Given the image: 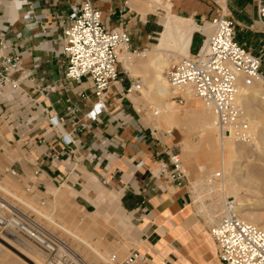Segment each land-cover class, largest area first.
<instances>
[{
	"label": "crops",
	"instance_id": "1",
	"mask_svg": "<svg viewBox=\"0 0 264 264\" xmlns=\"http://www.w3.org/2000/svg\"><path fill=\"white\" fill-rule=\"evenodd\" d=\"M144 1L94 0L105 24L126 29L132 45L141 52L157 45L168 10L196 28L203 27L192 36L189 50L190 56L195 55L210 32L209 19L216 14L214 0H161L154 10L157 12L140 6ZM223 1L226 14L236 23L237 41L260 57L264 76V32L256 0ZM75 3L76 0H0V39L22 56L24 66L35 79L26 86L29 98L24 113L38 119L29 145L16 141L22 158L15 160L12 167L25 178L40 179L44 187L56 183L67 186L80 209L94 214L95 224L101 214L100 193L112 191L122 212L139 226L141 254L146 257L142 264H196V259H204L207 264L210 257L221 264L209 227L192 218L195 206L189 189L175 187L156 171L161 161L168 160V148L177 151L179 136L172 130V135L167 136L145 123L125 93L132 80L129 74L121 73V81L106 94L105 112L89 122L87 129L74 131L66 120L56 130L41 112L44 107L63 116L71 100L79 104L78 115L85 120L96 102L90 79L77 84L65 78L66 58L57 52L61 22L69 17ZM55 82L57 86H53ZM43 86L47 91L41 94L37 87ZM150 130L155 131L154 136ZM60 136L71 137L73 143L64 144ZM38 169L40 174L35 176ZM59 197L64 200L62 194ZM51 212L55 214V210ZM55 216L77 230L71 219ZM92 224L89 222V227ZM80 233L100 248L89 234Z\"/></svg>",
	"mask_w": 264,
	"mask_h": 264
},
{
	"label": "built area",
	"instance_id": "2",
	"mask_svg": "<svg viewBox=\"0 0 264 264\" xmlns=\"http://www.w3.org/2000/svg\"><path fill=\"white\" fill-rule=\"evenodd\" d=\"M256 4L258 20L264 32V1L256 0ZM214 5L216 14L209 19L210 32L203 39L200 49L195 55L183 57L175 64L168 71L167 80L173 90L193 91L214 114L220 135H233L238 141H248L250 125L244 110L237 103L239 83L243 79L246 86H251L255 81H260L264 88L261 59L237 41L236 23L226 14L225 1L214 0ZM61 28L57 52L66 58L65 78L77 84L90 79L96 102L85 120L78 115L79 104L71 100H68L63 116L44 107L41 112L51 128L58 130L60 124L67 120L74 131H78L87 129L89 122L98 120L105 112L106 94L121 81L122 72L129 74L123 65V57H133L138 52L133 49L132 37L126 29L110 28L105 24L94 0H76L69 17L61 22ZM28 82L35 83V79L24 66L22 56L0 39V142L5 136L2 131L5 123L14 140L24 146L31 141L38 119L32 115L26 117L24 113V104L29 98L26 89ZM53 86H57V83ZM141 86L140 79L132 78L125 93L129 95ZM37 89L41 94L47 91L44 86ZM174 98L179 104H184L185 99L181 94ZM37 105L40 109V105ZM150 134L154 136L155 131L150 130ZM165 134L171 136L172 131ZM60 138L66 145L73 143L71 137ZM8 142L12 140L8 139ZM168 149V160L159 163L157 173L175 187L189 189L191 194V184L180 152L171 147ZM8 172L13 178H25L13 167ZM34 174L39 176L40 170ZM216 177L214 180L221 178V175L217 174ZM208 184L212 185V182ZM42 186L39 182L38 187ZM191 202L198 204L197 201ZM18 204L20 202L4 189L0 181V240L10 233L16 234L41 248L47 254L48 264H55L56 260L78 264L68 244L47 231L32 214L23 212ZM194 216L199 221L204 220L202 211L195 210ZM208 227L221 264H264V229L245 221L239 214L235 200L224 202L221 216ZM145 259V255L133 250L124 264H135ZM110 262L117 264L116 257L111 256Z\"/></svg>",
	"mask_w": 264,
	"mask_h": 264
},
{
	"label": "rangeland",
	"instance_id": "3",
	"mask_svg": "<svg viewBox=\"0 0 264 264\" xmlns=\"http://www.w3.org/2000/svg\"><path fill=\"white\" fill-rule=\"evenodd\" d=\"M160 2L161 1L158 0V2L150 3L152 6L149 10L154 11L155 8L160 5ZM154 12H157V9ZM163 13L165 14V12ZM168 15H171L169 11L167 12L166 21L168 19ZM180 18L184 19L182 17ZM200 30H203V27L199 28V31ZM192 36L193 34L190 35L187 33H182L179 36L180 40L172 42L170 46L166 47L165 55L167 56L168 54L167 57L169 58V63L163 71V77L165 79L167 78L168 71L175 64L180 62L183 57H188L190 55H187V53H190L189 48L192 42ZM155 47L156 46H151L148 49L151 50ZM133 49H136L135 46H133ZM141 51L143 50H137L138 54L131 57L132 66H129L128 72L131 78L140 79L142 81V86L139 90L129 95L127 93L126 94L136 105L140 115L147 125L156 130H162L164 133L172 130L179 136V139L176 141V149L177 152H180L184 169L189 177V182L191 184V200L198 202V204H194L195 210L202 211V217L204 219L202 223H204V226L208 227L209 223L213 225L221 216L224 202L228 200H235V198L231 199V196L228 194V191L226 189L227 172L223 171L220 168L211 167V161L208 157L205 156L204 153L202 138L198 136L199 134L195 130L190 129L188 126L183 125L182 123L180 124L179 121H172L168 124L164 123V120L161 122L160 120L162 119L154 116V113L156 112V104L153 103L152 100L148 97V75L134 68L142 58V54L139 55V52ZM262 93H264L263 87ZM176 94L181 93L178 92ZM174 97L175 96L170 97V100L174 101V103L172 105L168 104V106L172 107V111H174L175 113H179L181 115L182 113H186L189 105V103L187 102L188 100H186L184 97V104L181 105ZM193 98L197 99L195 98V96ZM196 104L199 106V108L201 107V109H206L203 106L204 104L198 99L196 100ZM255 107H258V105H256ZM261 111H264V109H261ZM159 117L161 118V114L159 115ZM258 121V119H254V125L250 124V130H253V136H250V142L246 144L243 149L244 164H247V162H249L250 160H254L259 157L264 158V154H261V142L263 138L261 139L260 137V133H264V120L263 122ZM6 126L7 124L5 123L2 127V131L5 136L3 142H0V148H2L0 150V181L3 186H8L11 192H15L23 198L32 200L35 204H37L47 213L52 214L55 218H57L55 215H59L61 217L63 216V220L71 219L73 221L72 223L78 231L72 227L65 225L64 223L63 224L67 228L75 230L80 235H83L87 240L90 239L80 232L89 234L90 238L97 242L101 250L106 253L107 258H110L111 256L116 257L117 264H124L127 256L133 250H137L138 252L142 253L140 246L141 239L138 232L139 226L131 220L130 216L122 212L117 204V200L114 199V194L112 191L103 190V192L100 193V204H98V207L101 210V214L98 215V220L95 224L94 214H89L86 211L80 209V207L76 203L73 192L67 186L61 187L59 183H56L52 184L50 188L46 187V185L45 187L44 185L42 187H38V183L41 182V180L33 176H29L28 178H23L21 180L10 176L8 169L12 167V164L15 160L21 159L22 156L20 155V143H17L16 140H14L11 134V130L6 129ZM8 139L12 140V142H8ZM188 141H190V143H188ZM186 151H188L190 155H186ZM215 173L221 174V178L214 180V178H217L213 177ZM30 180H32L33 183H29ZM208 180L212 182V185L208 184ZM232 182L234 188L236 186L234 192L237 196L246 197L249 199V201L258 197V194L254 190V188L243 186L237 180H234ZM61 194L63 195L64 200L59 197ZM18 205L23 212L32 214L35 217V220L40 223L45 229L47 228L50 233L58 236L65 243H67L72 252H74V254H78L81 259H84L89 264H105L103 261L99 260L88 247L82 245L66 233H63L60 228L54 227L44 219L39 218L35 212L28 208H25L23 205ZM51 209L55 210V214L54 212H51ZM192 218L195 222L196 218L194 216V213L192 214ZM89 222L93 223L91 227H89L88 225ZM104 235L106 237H104ZM6 238H8L9 240H13V237L10 236H6ZM0 242L3 243V240H0ZM14 245L16 244L8 246V251L12 255L16 253ZM60 261L62 264H71L69 260ZM214 261H217V259L210 257L207 264H213ZM195 263L204 264V259H196ZM140 264L142 263L140 262Z\"/></svg>",
	"mask_w": 264,
	"mask_h": 264
},
{
	"label": "bare ground",
	"instance_id": "4",
	"mask_svg": "<svg viewBox=\"0 0 264 264\" xmlns=\"http://www.w3.org/2000/svg\"><path fill=\"white\" fill-rule=\"evenodd\" d=\"M152 2H158V0H145L142 4H140V6L144 5V9L148 11L151 7L150 3ZM198 31L199 28L194 27L192 23H187L185 19H181L180 17L178 18V16L176 17L172 14L168 15V19L165 22L162 32L160 33L159 41L156 47L145 52H140L139 55L142 54V58L139 60V63L133 67L148 75V97L153 103L156 104V112L154 113V116L162 119L160 120L161 122L164 120V123L167 124L172 121H179L180 124L182 123L183 125L188 126L190 129L195 130L199 134L198 136L202 138L205 156L211 161V167L220 168L227 172L226 189L228 194L231 196V199L235 198V202L237 203V208L241 217L245 221L264 229V158L259 157L254 160H250L247 162V164H244L243 149L244 146L250 142V140L238 141L233 137V135H220L216 127V118L214 114L205 105L203 106L206 109H201V107L199 108V106L196 104V100L198 98L194 95L193 91L190 89H185L182 91L172 90L167 78L165 79L163 77L164 68H166L167 64L169 63V58L167 57L168 54L167 56L165 55L166 47L170 46L172 42L180 40V34L187 33L192 35ZM189 54L190 53H187V55ZM123 65L129 71V66H132L131 57H123ZM261 85L262 82L255 81L251 86H246L243 82V79H241L239 83L237 103L244 110L249 125H254V119H258V122H263L264 120V111H261V109H264V93H262L263 85L262 87ZM178 92L181 93V95L185 97L189 103L186 113H182V115L175 113L172 111V107L168 106V104L172 105L174 103V101L170 100V97L177 95L176 93ZM194 96L197 99H194ZM256 105H258V107H255ZM160 114L161 118L159 117ZM249 134L250 136H253L252 129H249ZM260 137L261 139L263 138L261 142V154L263 155L264 133H260ZM188 143H190V141H188ZM186 155H190V153L186 151ZM217 174L218 173H215L214 176H212L216 177ZM234 180H237L243 186L254 188L258 194V197L249 201V199L246 197L237 196L234 192L236 186L234 188L232 182ZM3 187L8 193L16 198L21 205L35 212L39 218L44 219L54 227L60 228L63 233H66L82 245L88 247L95 254V256L105 264H111V257L107 258L105 252L94 245L90 240L84 238L83 235H80L75 230L67 228L63 222L55 218L52 214L47 213L31 200L23 198L15 192H11L8 186ZM208 225L211 224L209 223ZM46 230L48 231L47 228ZM9 236L13 237V240L5 238L3 243L0 242V264H48L47 254L41 248L24 238L16 236V234L10 233ZM210 238L212 239L211 235ZM212 241L216 249V244L213 239ZM13 244H16L14 245L16 253L12 255L8 251V246ZM71 255L75 258L78 264H89L84 259H81L78 254H74L72 250ZM56 261L57 263L55 264H61L60 261Z\"/></svg>",
	"mask_w": 264,
	"mask_h": 264
}]
</instances>
